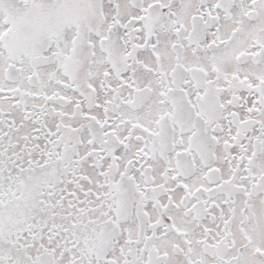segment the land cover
Masks as SVG:
<instances>
[{"label": "snow or ice", "instance_id": "6c2138e0", "mask_svg": "<svg viewBox=\"0 0 264 264\" xmlns=\"http://www.w3.org/2000/svg\"><path fill=\"white\" fill-rule=\"evenodd\" d=\"M0 264H264V0H0Z\"/></svg>", "mask_w": 264, "mask_h": 264}]
</instances>
